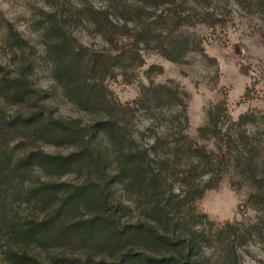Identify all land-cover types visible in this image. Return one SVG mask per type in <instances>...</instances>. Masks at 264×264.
Returning a JSON list of instances; mask_svg holds the SVG:
<instances>
[{"label": "trees", "instance_id": "trees-1", "mask_svg": "<svg viewBox=\"0 0 264 264\" xmlns=\"http://www.w3.org/2000/svg\"><path fill=\"white\" fill-rule=\"evenodd\" d=\"M186 2L107 0L101 8L84 4L80 12L116 47L113 55L89 52L67 36L62 20L50 22L54 38L48 57L55 80L72 103L100 116L93 124L55 117L44 102L47 92L34 88L25 69L12 75L0 65V242L9 264H241L239 244L255 234L263 238L264 221L245 233L230 223L213 232L214 223L197 212L195 202L215 188L223 161L217 162L212 152L185 134L187 106L175 90L147 87L140 100L122 104L106 86L109 78L118 76V68L126 70L141 60L138 51L120 45L118 34L134 37L135 47L143 43L160 48L171 61L192 50L203 52L202 41L183 29L197 23L215 28L227 11H189ZM236 3L264 10L263 0ZM12 37L22 48L19 35ZM3 103L25 110L7 115ZM165 103L179 105L170 120L178 126L158 133L148 148L138 146L132 118L142 109L156 113ZM225 113L224 105L217 107L202 132L221 139L219 123ZM254 119L244 115L234 126L242 128ZM99 136L113 148L115 170L98 145ZM239 137L248 154L239 153L236 170L257 189L252 199L264 207V173H256L246 132L241 130ZM226 143L229 149L235 147L230 136ZM45 145L71 151L53 154ZM66 175H78L77 181L59 180ZM124 195L132 198L141 219L121 221L122 215L132 213L120 200ZM215 241L224 246V255L213 262L205 249ZM30 249L62 252L44 263Z\"/></svg>", "mask_w": 264, "mask_h": 264}, {"label": "rangeland", "instance_id": "rangeland-1", "mask_svg": "<svg viewBox=\"0 0 264 264\" xmlns=\"http://www.w3.org/2000/svg\"><path fill=\"white\" fill-rule=\"evenodd\" d=\"M185 1H188L186 7L189 11L210 9L219 15L227 11L223 23L215 28L197 23L186 26L183 29L185 32L182 30L202 41L203 52L192 50L179 61H171L160 48L143 43L135 47L134 37L118 34L120 45L138 51L141 60L126 70L118 68V76L109 78L106 86L111 97L122 104L140 100L147 87L168 86L177 92L187 106L189 121L185 134L197 145L212 152L217 162L223 161L215 188L207 190L195 202L197 212L214 223L213 232L230 223L245 233L247 227L261 225L264 221V207L252 199L257 189L235 167L239 153L248 154L239 141L242 130L250 138L251 148H254L251 155H254L256 173H264V10L257 4L253 7L238 5L236 0ZM87 2L96 8L107 5V0H58L56 4L55 0H0V65L12 75L25 69L34 88L47 92L44 102L55 117L76 119L83 125L95 123L100 116L85 112L66 98L55 80L53 63L48 57V44L51 37L54 38L49 32L50 22L55 25L57 17L64 22L67 36L89 52L102 51L111 55L117 52L116 47L97 33L87 16L80 12ZM119 24L123 26L124 22L121 20ZM14 33L23 40L22 48L16 45L17 39L12 37ZM2 105L7 115L25 110L20 106ZM222 105L226 113L219 123L223 135L220 139L202 131L210 124L211 113ZM179 110V105L165 103L151 115L143 109L138 111L131 121L136 144L148 148L158 133L171 126L176 128L178 123L173 124L170 120ZM247 114H252L254 121L242 128L235 127L234 124ZM229 136L235 141L232 149L226 143ZM16 144L12 143V146ZM98 145L111 162L109 168L115 170L116 157L108 139L99 136ZM44 149L53 154L71 151L67 147L52 145H45ZM77 178L78 175H66L59 180L76 182ZM131 199L129 195L120 198L132 212L128 216L122 215L124 223L142 218ZM262 237L255 234L246 243L239 244L241 264H264V231ZM4 246L0 242V264H9L3 254ZM223 250L224 246L215 241L205 249V253L214 262L222 260ZM29 252L45 263L50 255L62 251L30 249Z\"/></svg>", "mask_w": 264, "mask_h": 264}]
</instances>
